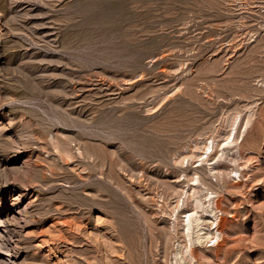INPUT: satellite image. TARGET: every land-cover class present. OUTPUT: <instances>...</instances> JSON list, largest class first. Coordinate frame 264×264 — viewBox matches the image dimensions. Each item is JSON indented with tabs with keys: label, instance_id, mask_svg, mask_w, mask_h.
Here are the masks:
<instances>
[{
	"label": "rangeland",
	"instance_id": "1",
	"mask_svg": "<svg viewBox=\"0 0 264 264\" xmlns=\"http://www.w3.org/2000/svg\"><path fill=\"white\" fill-rule=\"evenodd\" d=\"M4 262L264 264V0H0Z\"/></svg>",
	"mask_w": 264,
	"mask_h": 264
},
{
	"label": "bare ground",
	"instance_id": "2",
	"mask_svg": "<svg viewBox=\"0 0 264 264\" xmlns=\"http://www.w3.org/2000/svg\"><path fill=\"white\" fill-rule=\"evenodd\" d=\"M237 137V134L235 135ZM234 140L227 145H233L235 141ZM208 141V140H207ZM214 142V141H213ZM211 142V144L213 143ZM215 145L214 143L212 144V146L207 145L206 149H210L211 151H209V155H207V160H212L215 159L213 156V150ZM235 145V144H234ZM229 146V147H231ZM228 147V146H227ZM206 153V152H205ZM208 154V153H207ZM228 154V153H227ZM205 155V154H204ZM217 155V154H216ZM217 157V156H216ZM201 159V158H200ZM199 159V160H200ZM219 159V157L217 158ZM221 160V159H219ZM201 162L199 164V166H203L204 165V160L201 159ZM206 162V161H205ZM215 162L211 163V165H214ZM207 164V163H206ZM209 164V163H208ZM216 164V163H215ZM210 166V165H209ZM215 166V165H214ZM211 168V167H210ZM215 169V168H214ZM209 170V169H208ZM210 172V171H209ZM25 174V173H24ZM27 174V173H26ZM23 177V176H22ZM198 179V178H197ZM23 181V180H22ZM21 182V181H20ZM199 182V181H198ZM199 185V184H198ZM4 187V186H3ZM198 188V187H197ZM200 188V187H199ZM206 188V187H205ZM202 189V188H201ZM194 192L191 196H189V198H192V213H189L185 216V219H183V223H184V227H185V231L187 237L189 238V245H188V251L193 252L194 248L196 247L197 244H203L205 242H210L213 241V239H215L216 244L218 245V242L221 238V234L222 232L219 231L218 226L221 222V218L220 216L217 214V212L215 211V208L212 206V204L215 202V198H211L208 200L207 198L209 196H212L214 193L210 192L209 190L207 191V194L202 197L203 195H201V192L199 194V191H193ZM188 193V192H187ZM204 193V192H203ZM202 193V194H203ZM208 200V201H207ZM190 201V200H189ZM185 202V201H184ZM187 202V201H186ZM189 203V202H188ZM184 205V203H183ZM217 205V203H216ZM179 207V205H178ZM217 207V206H216ZM180 208V207H179ZM191 211V210H190ZM177 213V212H176ZM179 224V223H178ZM182 224V223H181ZM215 225V227H213ZM213 227V228H212ZM216 230L218 233L216 235H214V233L212 232V230ZM6 239V238H5ZM9 244V243H8ZM196 249V248H195ZM14 251V250H13ZM186 254V253H185ZM191 254V253H190ZM182 259V258H181ZM4 264H7L4 262ZM9 264V263H8ZM12 264V263H10Z\"/></svg>",
	"mask_w": 264,
	"mask_h": 264
}]
</instances>
